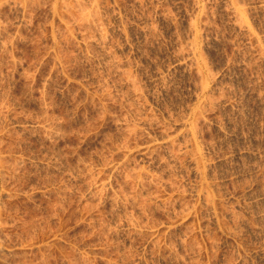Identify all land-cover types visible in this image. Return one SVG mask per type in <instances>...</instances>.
I'll return each instance as SVG.
<instances>
[{
	"label": "rangeland",
	"instance_id": "rangeland-1",
	"mask_svg": "<svg viewBox=\"0 0 264 264\" xmlns=\"http://www.w3.org/2000/svg\"><path fill=\"white\" fill-rule=\"evenodd\" d=\"M0 264H264V0H0Z\"/></svg>",
	"mask_w": 264,
	"mask_h": 264
},
{
	"label": "bare ground",
	"instance_id": "bare-ground-1",
	"mask_svg": "<svg viewBox=\"0 0 264 264\" xmlns=\"http://www.w3.org/2000/svg\"><path fill=\"white\" fill-rule=\"evenodd\" d=\"M236 8V7H235ZM238 9V8H237ZM240 11V10H239ZM238 10H236L237 16L241 15V13ZM235 13V12H234ZM239 14V15H238ZM242 16V15H241ZM239 16V17H241ZM243 19V17L241 18V20Z\"/></svg>",
	"mask_w": 264,
	"mask_h": 264
}]
</instances>
